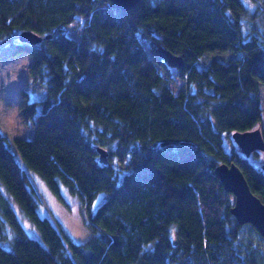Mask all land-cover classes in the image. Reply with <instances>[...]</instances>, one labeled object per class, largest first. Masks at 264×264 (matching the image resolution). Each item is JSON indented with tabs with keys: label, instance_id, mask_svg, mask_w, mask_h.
<instances>
[{
	"label": "trees",
	"instance_id": "obj_1",
	"mask_svg": "<svg viewBox=\"0 0 264 264\" xmlns=\"http://www.w3.org/2000/svg\"><path fill=\"white\" fill-rule=\"evenodd\" d=\"M251 2L141 0L123 11L109 0H0V51L32 60L20 111L35 132L12 137L0 118V264H264V237L237 222L235 196L215 173L236 163L264 203V171L233 139L264 118V0ZM78 17L80 39L66 29ZM25 30L41 42L20 41ZM159 45L186 61L179 94ZM213 51L235 56L200 65ZM18 156L57 193L63 183L81 195L89 241L40 215ZM10 196L42 239L28 234Z\"/></svg>",
	"mask_w": 264,
	"mask_h": 264
},
{
	"label": "rangeland",
	"instance_id": "obj_2",
	"mask_svg": "<svg viewBox=\"0 0 264 264\" xmlns=\"http://www.w3.org/2000/svg\"><path fill=\"white\" fill-rule=\"evenodd\" d=\"M245 1L254 7L251 0ZM83 21L84 18L78 17L75 22L66 26L68 35L80 39ZM142 41L145 48L151 51V44L144 39ZM11 51L12 47L0 51V118L12 137L33 138L35 132L24 123L20 111L21 90L27 87L29 65L32 60L27 54L12 57L10 55ZM233 56H235L233 51H213L203 56L199 64L206 66L212 62V59L227 62ZM170 68L174 77L170 82V87L176 94H179L186 90V81L179 78L176 68ZM261 95L264 108V86L261 87ZM259 126L264 133V118ZM236 147L239 150L237 145ZM254 154H251L250 159L261 167L264 164V151L258 157ZM110 159L116 169L125 168L128 163V161L121 162L116 156H112ZM18 160L29 173L32 183L39 194L40 215L48 217L59 230L63 228L74 242L86 243L89 241L92 237V228L87 219L86 208L84 207L81 195L63 183L60 184L59 193H57L51 188L46 179L29 168L20 156H18ZM104 196V192L100 193L95 205H98ZM10 198L17 216L28 234L34 238L42 239L39 229L26 215L20 204L13 197L10 196ZM242 235L252 239L256 243L260 242V239L254 234V229L251 227H245ZM243 244L241 240L236 242L238 248L244 246ZM6 246L11 247L7 244Z\"/></svg>",
	"mask_w": 264,
	"mask_h": 264
},
{
	"label": "water",
	"instance_id": "obj_3",
	"mask_svg": "<svg viewBox=\"0 0 264 264\" xmlns=\"http://www.w3.org/2000/svg\"><path fill=\"white\" fill-rule=\"evenodd\" d=\"M123 11L135 7L141 0H109ZM42 36L31 30H25L19 35L22 42L37 44L41 42ZM155 55L164 60L170 67L176 69L186 65L183 56L174 54L163 45L155 48ZM233 139L241 153L250 157L255 151H264V133L260 126L247 131H236ZM166 142L162 143L165 145ZM100 161L104 164L109 162V151L103 147L98 148ZM264 171V164L261 166ZM225 189L235 196V205L231 209L239 224H252L264 237V203L251 189V186L242 171L234 162L221 163L215 169Z\"/></svg>",
	"mask_w": 264,
	"mask_h": 264
}]
</instances>
